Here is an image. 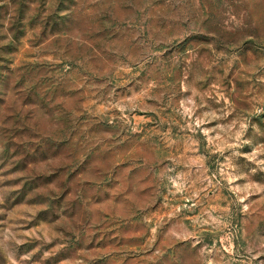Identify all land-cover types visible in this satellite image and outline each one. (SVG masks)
<instances>
[{"label": "rangeland", "instance_id": "374dc122", "mask_svg": "<svg viewBox=\"0 0 264 264\" xmlns=\"http://www.w3.org/2000/svg\"><path fill=\"white\" fill-rule=\"evenodd\" d=\"M0 264H264V0H0Z\"/></svg>", "mask_w": 264, "mask_h": 264}]
</instances>
